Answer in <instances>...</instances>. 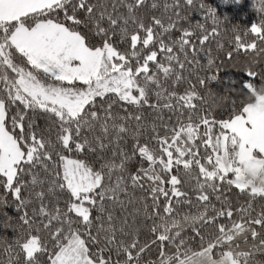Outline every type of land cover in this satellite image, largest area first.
Returning a JSON list of instances; mask_svg holds the SVG:
<instances>
[{"label":"snow or ice","instance_id":"1","mask_svg":"<svg viewBox=\"0 0 264 264\" xmlns=\"http://www.w3.org/2000/svg\"><path fill=\"white\" fill-rule=\"evenodd\" d=\"M254 6L252 38L233 28L251 56L231 85L239 103L214 117L197 106L198 88L223 84L203 0H0V224L16 234L0 264H264V205L223 195L264 198L239 183L251 157L236 131L250 127L243 93L264 84V0ZM197 7L211 37L197 24L195 42L187 28L173 39Z\"/></svg>","mask_w":264,"mask_h":264},{"label":"trees","instance_id":"2","mask_svg":"<svg viewBox=\"0 0 264 264\" xmlns=\"http://www.w3.org/2000/svg\"><path fill=\"white\" fill-rule=\"evenodd\" d=\"M158 2L161 4L165 2L172 4L173 0H158ZM182 2L183 0H181V3ZM203 2L216 9V16L218 17V24L216 25L218 35L211 37V30L214 26L212 19H205L207 13L197 7L195 9H184L186 19L178 22V29L173 30V39L179 38V35L181 34L180 29L187 28L189 31L193 32L192 42H195V35L201 30L195 29L194 26L197 24H203L207 29V33L210 35L211 39L205 43L211 51L215 62L220 65L216 74L223 78V84H213L210 91L198 88L197 90L199 94L203 96V101L199 103L194 101V103H197L198 108L201 110V114L208 112L214 117H220L222 111L230 108L233 101L239 103L236 94L240 95V90L232 87L231 85L241 78L239 74L242 72L243 66L251 60V56L249 54H245L242 51L239 53L235 51V46L233 44V28L238 27L242 34V38L250 40L252 38V34L249 32L248 36H243V32L246 29L250 30L253 23H259L262 13L258 12L255 8V0H227V2H225V0H203ZM256 2L258 3L259 0H256ZM162 12L163 8H160L156 14L159 16ZM229 49H231L234 53L232 57L226 56V52ZM203 56L204 54L201 53V57ZM200 62L201 64H205L206 58H201ZM190 79L193 84L196 83L194 77H190ZM255 82L257 85L252 86L249 91L243 93L242 102L245 107L253 104L257 99V95L264 93V84L259 85L258 78ZM187 115L188 114L185 113V118ZM195 120L196 116L193 115V121ZM202 131L203 128H201V132ZM201 152H203V148H201ZM181 178L185 179L186 177L182 176ZM192 183H195L194 179L192 180ZM223 195L237 206L250 203L257 212L260 210L261 206L264 205V198L260 196L252 197L247 191L240 193L234 186H232L231 189L225 190ZM186 210L193 213L196 211L194 207ZM2 211L6 212L9 216H12L14 220L20 215L19 211L11 205L3 208ZM2 218L3 217L0 216V219ZM214 231L215 229H208L201 233L204 235L205 241L209 238V233H214ZM15 238L16 234L11 228H4L3 225L0 224V261L7 260L8 253L5 252V248L7 244L14 241ZM185 239L187 241L188 248L193 251L199 250L200 239L191 231V229H185ZM250 242L251 241H249V243ZM238 243L240 244L241 250L245 249L246 246L242 241ZM219 250L220 249H214V253ZM153 251L155 252V249H153ZM148 258L157 259L158 257L153 255Z\"/></svg>","mask_w":264,"mask_h":264},{"label":"rangeland","instance_id":"3","mask_svg":"<svg viewBox=\"0 0 264 264\" xmlns=\"http://www.w3.org/2000/svg\"><path fill=\"white\" fill-rule=\"evenodd\" d=\"M247 122L240 121L237 134L244 138V142L249 146L250 160L241 162L239 176L245 169L264 168V156L259 154V149L264 147V93L257 95V99L253 104L246 107Z\"/></svg>","mask_w":264,"mask_h":264},{"label":"clouds","instance_id":"4","mask_svg":"<svg viewBox=\"0 0 264 264\" xmlns=\"http://www.w3.org/2000/svg\"><path fill=\"white\" fill-rule=\"evenodd\" d=\"M239 183L250 188L264 189V168L245 169L239 177Z\"/></svg>","mask_w":264,"mask_h":264}]
</instances>
